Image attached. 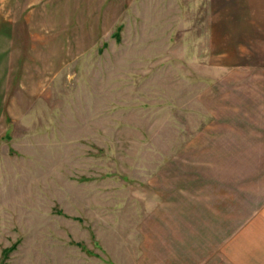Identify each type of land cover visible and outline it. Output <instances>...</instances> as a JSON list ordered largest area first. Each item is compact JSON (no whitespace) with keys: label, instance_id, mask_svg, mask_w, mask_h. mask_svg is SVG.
Segmentation results:
<instances>
[{"label":"rangeland","instance_id":"rangeland-1","mask_svg":"<svg viewBox=\"0 0 264 264\" xmlns=\"http://www.w3.org/2000/svg\"><path fill=\"white\" fill-rule=\"evenodd\" d=\"M209 13L0 0V264H264V49Z\"/></svg>","mask_w":264,"mask_h":264},{"label":"crops","instance_id":"crops-1","mask_svg":"<svg viewBox=\"0 0 264 264\" xmlns=\"http://www.w3.org/2000/svg\"><path fill=\"white\" fill-rule=\"evenodd\" d=\"M207 4L208 11L210 10L211 33L216 36H228V50L249 51L253 48V50L264 49V0H207ZM237 36H244L242 42H239V44H243L244 47L240 46L237 48L235 46ZM6 55L7 50L5 56ZM18 57L20 58V54ZM23 57L19 65L23 64L24 67L25 57H30V54L26 55L25 53ZM247 61L248 63H246L244 67L248 69L247 71L251 69L253 74H248L245 78L248 79V77H250V82L256 84L257 87L258 84L264 83V76L258 75L257 73L258 70L261 71V73L264 72V57L255 55V58H247ZM11 65L12 64H8V60L5 62L4 69L7 66L6 73L10 71ZM18 68L20 72L22 69L21 65L18 66ZM19 74L20 73H18V76ZM257 91L261 90L258 89ZM245 98H248V96ZM245 113L247 114V112Z\"/></svg>","mask_w":264,"mask_h":264}]
</instances>
